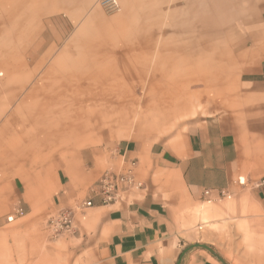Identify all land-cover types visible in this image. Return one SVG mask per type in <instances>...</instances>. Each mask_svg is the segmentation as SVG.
Listing matches in <instances>:
<instances>
[{"label": "crops", "instance_id": "crops-1", "mask_svg": "<svg viewBox=\"0 0 264 264\" xmlns=\"http://www.w3.org/2000/svg\"><path fill=\"white\" fill-rule=\"evenodd\" d=\"M117 1L120 11L106 15L99 0H0V228L23 226L0 230V264H176L192 244L208 245L226 264H264V0ZM69 30H94L100 39L124 32L133 58L119 61L139 62V77L106 59L83 74L69 73V61L83 62ZM208 30L216 32L210 67ZM154 47L165 48L169 61L184 47L172 77L200 82L203 112L188 117L184 130L68 151L67 113L60 121L65 147L46 145L53 138L43 116L51 108L45 95L62 102L68 80H75L76 95L83 85L124 87L145 77ZM186 47H200L199 57ZM159 61L152 79L162 77ZM37 78L55 85L37 86ZM180 84L178 93L187 85ZM175 95L166 88L158 105L145 107L158 111ZM104 115L111 120L112 109L75 110L71 126L78 133ZM129 161L136 162L133 176L142 187L101 203L99 179L122 172ZM60 210L71 212L74 228L52 237L46 221ZM179 264L222 263L196 247Z\"/></svg>", "mask_w": 264, "mask_h": 264}, {"label": "rangeland", "instance_id": "rangeland-1", "mask_svg": "<svg viewBox=\"0 0 264 264\" xmlns=\"http://www.w3.org/2000/svg\"><path fill=\"white\" fill-rule=\"evenodd\" d=\"M105 14L111 15L113 13L109 14L105 12ZM215 34L216 32L213 30H208L209 67L213 65L210 58L212 57L211 47L212 44H214L213 41L215 40ZM71 37H73L75 41L77 40L76 43L78 44V48L83 52V62L76 63L69 61V73L71 71L75 72L77 70L78 75L83 74V72L88 70L87 68L89 66L90 68L92 67L94 69V66L97 65V61L106 59L108 61H112L111 66L114 68L119 67L120 72L127 71L125 69L126 67L129 69L131 68V71H133L132 73L137 74V77H139L138 71L140 70L139 68L141 66L139 62H133V64L131 63L128 66L126 63L127 61H119L129 57L133 58L132 53L134 49L126 45L129 42V39H127L124 32H121L120 36L118 37L114 33H106L102 37L103 39H100L98 32L94 30H69V41L71 40ZM115 38L117 39L116 41H114ZM108 40L111 42V45L100 46ZM94 49L96 52L91 53ZM164 49L165 48L162 47L153 48V53L149 57L150 61L145 67V77L132 81H125L127 84L123 82L124 87L119 89H114L112 91L106 90L107 88L105 89L103 83H100L97 84L96 87L91 91L90 89H87L85 85H83L79 88L78 94L76 95L74 92L76 90H74L75 87L73 86V84H75V80H68L67 93L62 97V102L59 100V95H45L44 97L46 98V102H51V108L48 107L43 113V116L46 123L51 122V132L53 138L52 142L46 143V145H51L53 148H56V150H59L61 146L65 147V143L60 141V121H62L63 125V121H65L64 118L68 115L69 123H67L66 143L68 151H72L77 147H85L97 142L102 143L106 140L113 139H131L142 136L151 140H158L160 138L167 137L168 134H174L178 131L184 130V125L188 117L196 113L203 112L201 110L203 100L202 96L199 94L201 85L199 81H195L194 79L190 84H187V80L184 79V76L181 73L180 75H175V78L172 77L174 76L172 74L176 73V68H172L173 64L174 62L176 63L182 61L184 54L180 51L185 50L184 47L176 48V55L173 59H171V61H169L170 59L168 60L167 56L165 55L166 50ZM186 49L189 51H195V49L198 50L195 57H199L198 54H200V47H186ZM104 50L107 51V54L105 52V57V54H103ZM157 56L160 58L158 71L161 72L160 74L162 77L152 79L149 76L153 70V67L156 65L155 61L158 58ZM193 59L194 56L191 60L193 61ZM184 60H186L188 63L187 59ZM179 69L182 70V66ZM168 71L170 72L168 73ZM97 74V77L101 76L100 70H98ZM183 82H185L187 85L184 87V91L178 93V86ZM35 83L37 86L51 87L55 85V80L37 78ZM149 84H153L155 90L149 88ZM166 88L176 91V95L171 100V102H167V99H165V102L161 101L158 111L157 109L154 111L147 109L145 104H151L153 102L155 103V101L158 100L159 93L164 91ZM91 93L94 94L91 95ZM80 99L83 101L79 104ZM155 104L158 105L159 103L157 104L156 102ZM170 107H172L173 110H171L169 113L167 109ZM65 108L67 110H64ZM93 108L98 111L112 109L113 118L109 120L104 115V117L101 116V119L95 122L93 121L94 123L89 122V125H85V123H83V131L80 130L78 133H75V128L71 126L72 121L70 114L72 116L75 110L88 112ZM19 229H23V226H21L19 221L4 224L3 228H0V230L9 232ZM14 242L17 243L18 240L9 239V243Z\"/></svg>", "mask_w": 264, "mask_h": 264}, {"label": "built area", "instance_id": "built-area-1", "mask_svg": "<svg viewBox=\"0 0 264 264\" xmlns=\"http://www.w3.org/2000/svg\"><path fill=\"white\" fill-rule=\"evenodd\" d=\"M99 5L106 13H114L120 10L117 0H99ZM135 161H129L128 166L120 173L105 172L97 183V194L103 204H111L122 200V196L129 189H139L142 183L135 180L133 169ZM92 204L91 200L85 202L86 206ZM17 213L22 212V208H16ZM46 228L52 237L69 233L74 228L73 215L68 210H60L55 216H51L46 221Z\"/></svg>", "mask_w": 264, "mask_h": 264}, {"label": "water", "instance_id": "water-1", "mask_svg": "<svg viewBox=\"0 0 264 264\" xmlns=\"http://www.w3.org/2000/svg\"><path fill=\"white\" fill-rule=\"evenodd\" d=\"M196 247H199V248H203L205 250H207L213 257H215L218 261H220L222 264H226L222 259L221 257L214 251V249H212L211 247H209L208 245H205V244H192L190 246H188L179 256L178 260H177V263L176 264H179L180 260H181V257L182 255L189 249L191 248H196Z\"/></svg>", "mask_w": 264, "mask_h": 264}]
</instances>
